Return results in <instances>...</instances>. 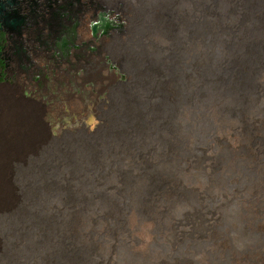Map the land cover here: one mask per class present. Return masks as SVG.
<instances>
[{"label":"bare ground","instance_id":"bare-ground-1","mask_svg":"<svg viewBox=\"0 0 264 264\" xmlns=\"http://www.w3.org/2000/svg\"><path fill=\"white\" fill-rule=\"evenodd\" d=\"M84 82L0 63V88L18 87L35 119L34 107L43 106L58 144L82 130L91 136L103 130L102 122L94 128L82 123L53 129L68 116L70 123L76 120L68 109L75 95L87 110L106 96L112 99L93 82ZM128 93L117 109L114 131H121L113 153L112 136L105 139L102 154L103 167L123 168L101 181L107 185L90 191L100 192L99 199L64 197L69 190L63 188L68 179L63 170L79 171L81 165L61 150L51 172H31L40 183L27 182L17 169L12 185L19 192L4 200L5 190L0 191V264H264V241L257 243L264 238V118L258 116L264 112L250 116ZM180 121L183 135H178ZM131 168L136 172L131 174ZM3 177L0 190L11 184ZM176 178L171 191L169 181ZM90 185L79 183L75 189L81 193ZM38 186L47 191L38 193ZM210 186L222 195L215 197ZM155 190L162 197L152 198ZM107 192L121 197L107 198ZM55 194L63 197H50ZM160 243L167 248L155 250ZM190 252L195 258L188 257Z\"/></svg>","mask_w":264,"mask_h":264},{"label":"water","instance_id":"water-1","mask_svg":"<svg viewBox=\"0 0 264 264\" xmlns=\"http://www.w3.org/2000/svg\"><path fill=\"white\" fill-rule=\"evenodd\" d=\"M121 23L92 25L115 87L231 112H264V0H99ZM95 55L84 73L94 80ZM87 65V66H86ZM108 71V70H107ZM114 87V86H112ZM264 118V115H258Z\"/></svg>","mask_w":264,"mask_h":264},{"label":"rangeland","instance_id":"rangeland-1","mask_svg":"<svg viewBox=\"0 0 264 264\" xmlns=\"http://www.w3.org/2000/svg\"><path fill=\"white\" fill-rule=\"evenodd\" d=\"M108 41H111V40L108 39ZM106 42H103V43L101 42L98 44L100 46H103V44ZM103 53L104 52H101L100 54H103ZM100 54H96V58H98L97 60L99 64L98 68L93 69V75H94L93 77H95L94 80L97 82L94 84L98 90L100 91L104 90V92L101 91L103 97H105L104 94L106 93V94H110L112 99L109 100L108 97L106 96L103 101L102 100L96 101V103H93L92 104L93 106L90 105L89 106L90 109L87 110L84 105L83 100L79 96L75 95L72 99H70V102H69L70 104H69L68 109L72 111L74 115H76L77 121L75 120L71 124L70 123L71 116H68V118L65 119L67 121L66 123L54 125L53 127V129H55L60 126L70 127L72 125H81L82 123H85L86 126H89L90 128H94L97 124L102 122L104 126L103 130L100 134L96 136H91L90 134H88L86 130H82V132H79L78 134H75L72 137L64 138L63 140H61L63 143L58 144L57 140H54L50 132V129L48 128L50 123L48 121L46 122L48 123L47 124L48 126L45 123L47 111H44L43 106L36 107V110L34 107L33 111L34 112L36 111L37 113V119H35V117H32L31 115H29L30 113L28 112L27 107L30 104H28L27 100H24L22 98L20 94V89H18V87L17 88L11 87V88H6V89L0 88V181L6 180L4 179L3 175L7 177V174H6L7 172L11 173V175L7 177V180L10 179L11 184L10 185L6 184V188L5 189L3 188L0 190V191L5 190L4 200H7L15 192H19V190L14 189L13 187L14 185L13 182H17V180L14 177L15 174H17L16 173L17 169H19L21 172H24V175L27 176V178H25L27 182L40 183L41 178L40 179L36 178V176L33 175L31 172H33V170H36L38 172L37 175H41V174L45 175L46 173L51 172L52 171L51 166L55 164L58 158V151L60 150L62 151L61 155L63 157H71L74 159L76 156V159L80 160L79 163L81 165V167H79L80 168L79 171H75L73 167L71 168L69 166H67L63 170L64 171L63 175L68 177V179L64 180L65 184L67 185H63V188L65 190H69V192L67 191V194L64 197L74 198V199H99V198H96L95 196L99 194L100 192L94 193L90 191L95 190L98 185L100 186V188L103 185H107L108 183H102L101 181L103 179H110L113 174L120 172V170L123 168V166H120V165H118L116 168L103 167L104 163L102 160L103 159L102 154H104L103 146L105 142L107 141V140L105 141V139L108 137H112V136L114 138L113 144H112V153H113V148L116 145L115 134L120 133L121 131L120 129H115L116 131H114V126L116 124L115 121L117 120V117H119L117 113V111L119 110L118 105L121 104L120 102L121 96H124V94H126V96L128 97L129 93H128V90L126 89L115 87L120 77H118L115 71H111L108 65L103 66V59ZM83 62L86 63L85 61ZM83 76H85V73ZM59 77L61 78L64 76L59 75ZM75 80L79 82H84L83 80H79V79H75ZM85 82H88V81H85ZM113 103H114V107L111 112V107L113 106ZM126 103L128 102L126 101ZM130 103H131L130 104L131 107L134 108L136 104H134L132 100H130ZM37 108H38V111H37ZM92 108H93V111L91 110ZM134 109H136V107ZM96 115H98V118ZM105 118H108L107 120L111 122V125H109L108 123L106 124ZM67 125H70V126H67ZM178 135H183V121H180L179 123ZM90 151L94 153L95 157L97 158L96 161L92 162L93 159H92V155L89 153ZM30 154H35L33 156H37V155L39 156H37L38 158H33V157H30ZM156 165L157 164L155 163L154 166ZM120 167L121 169H119ZM129 172L131 174L135 173L136 168L129 169ZM88 181H90V184H91L90 187H87L83 192L80 191L81 193H78L79 191L75 189L76 186H78L79 183L84 184V183H87ZM175 182H177V178L169 181V188L171 191L176 190V188L173 186ZM55 183L57 182L55 181ZM203 184H208V182L206 181ZM30 187L33 188V185L31 184ZM36 189L38 193L40 191H47V189H45L42 186L40 187L38 186ZM216 189L218 193L214 192V189H212V186H210L211 194L213 193L215 197L221 196L222 194L218 191L220 189L218 188ZM228 189H231V188L228 187ZM9 190H11L10 193H9ZM24 197L25 196H23L22 198L23 200H25ZM50 197L61 198L63 197V195L55 194V195H50ZM105 197L120 198L121 195L111 194L107 192ZM151 197L159 199L162 196L159 195L158 191L155 190L153 191V194L151 195ZM19 198H20V195H19ZM19 202L20 201H17V203ZM209 202H211V200ZM232 204L230 205V207L232 206ZM228 211H229L228 209L225 210L224 219H223L225 221L229 218ZM261 241H264V238L257 240V243ZM94 242L95 241L92 242L93 245H94ZM204 246L205 245L201 246L199 250L203 249ZM166 248L167 246L162 243L155 246V250H159V249L162 250ZM197 249L198 248L194 250H197ZM155 255H157V253H155ZM194 255L195 254H191L190 252L188 257L195 258Z\"/></svg>","mask_w":264,"mask_h":264},{"label":"flooded vegetation","instance_id":"flooded-vegetation-1","mask_svg":"<svg viewBox=\"0 0 264 264\" xmlns=\"http://www.w3.org/2000/svg\"><path fill=\"white\" fill-rule=\"evenodd\" d=\"M98 1L0 0V63L97 83L83 76V61L110 35L94 34L92 25L121 23Z\"/></svg>","mask_w":264,"mask_h":264},{"label":"clouds","instance_id":"clouds-1","mask_svg":"<svg viewBox=\"0 0 264 264\" xmlns=\"http://www.w3.org/2000/svg\"><path fill=\"white\" fill-rule=\"evenodd\" d=\"M101 88H102V87H101ZM91 110L93 111V108H92ZM44 111H45V109H44ZM87 114H88V113H87ZM76 121H77V120H76ZM45 123H46V120H45ZM71 124H72V123H71ZM71 124H70V125H71ZM46 125H47V123H46ZM47 126H48V125H47ZM67 126H69V125H67ZM60 127H61V126H60ZM48 128L50 129L49 126H48ZM58 128H59V127H58ZM58 128H57V129H58ZM57 129H56V130H57ZM50 131H51V130H50ZM52 132H53V131H52ZM55 132H56V131H55Z\"/></svg>","mask_w":264,"mask_h":264}]
</instances>
